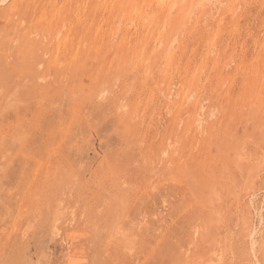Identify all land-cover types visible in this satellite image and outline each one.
Segmentation results:
<instances>
[{
    "label": "rangeland",
    "instance_id": "obj_1",
    "mask_svg": "<svg viewBox=\"0 0 264 264\" xmlns=\"http://www.w3.org/2000/svg\"><path fill=\"white\" fill-rule=\"evenodd\" d=\"M49 1L0 5V264H264V0Z\"/></svg>",
    "mask_w": 264,
    "mask_h": 264
},
{
    "label": "bare ground",
    "instance_id": "obj_2",
    "mask_svg": "<svg viewBox=\"0 0 264 264\" xmlns=\"http://www.w3.org/2000/svg\"><path fill=\"white\" fill-rule=\"evenodd\" d=\"M37 0H0V5H5L7 3H10L9 7H10V14L14 13V14H21L20 20L22 22V24H19L18 27H20V25L23 26L24 28H28V27H32L33 25V21H28L27 18H34L37 15L36 9L33 10V6L35 4ZM97 1V0H95ZM100 1V0H99ZM97 1V2H99ZM110 1L113 2V6L116 7H126L128 5H131L134 1L136 0H105L104 5H108L110 3ZM101 2V1H100ZM177 2V1H176ZM199 2V1H198ZM62 3V4H61ZM60 3V0H50L45 6V9H42V14H41V21L42 22H47V16H48V11L50 10V14L49 15H54L55 13H57L58 11L62 10V9H69V11H64L67 13V16L71 15L72 11L76 10L78 7H81L82 5H86L89 7H92L93 5H95V2H87L86 0H64L63 2ZM101 3V4H102ZM201 3V2H200ZM100 4V5H101ZM135 5V4H134ZM109 8V7H108ZM187 9V8H186ZM63 11V10H62ZM70 12V13H69ZM40 14V13H39ZM39 17V16H38ZM40 18V17H39ZM52 23V22H50ZM51 25V24H50ZM171 25V24H170ZM49 30L52 29L51 26H49L48 28ZM227 31V30H226ZM62 34V32H61ZM65 34V33H64ZM88 34V33H87ZM89 35V34H88ZM48 36V37H47ZM46 36V39L49 40V42L51 40H55L56 36L51 33V35L49 36V34ZM77 36V35H76ZM58 37V36H57ZM59 38V37H58ZM68 38V37H67ZM45 37H42V41H44ZM75 38H73L74 40ZM37 40V39H36ZM35 41V40H34ZM175 44V43H174ZM257 47V46H256ZM46 51L47 52H53L54 49L53 47H48L46 46ZM18 52V51H16ZM170 52V51H169ZM33 59V58H32ZM166 63V62H165ZM214 68V67H213ZM181 72V71H180ZM146 82V81H145ZM176 87V86H175ZM203 87V86H202ZM143 89V88H142ZM198 90V89H197ZM263 91V90H262ZM113 101V100H112ZM148 107V106H147ZM172 111V110H171ZM119 122V121H118ZM93 124V123H92ZM183 124V123H182ZM82 125V124H81ZM91 125V124H90ZM67 128V127H66ZM127 128V127H126ZM181 128V127H180ZM142 131V130H141ZM192 132V131H191ZM213 135V134H212ZM227 135V134H226ZM213 138V137H212ZM251 139V138H250ZM125 146V145H124ZM209 146V145H208ZM166 154V153H165ZM175 154V153H174ZM36 163V162H35ZM171 165V164H170ZM160 166V165H159ZM178 178V177H177ZM82 187V186H81Z\"/></svg>",
    "mask_w": 264,
    "mask_h": 264
}]
</instances>
